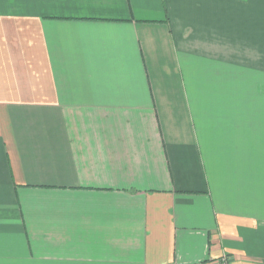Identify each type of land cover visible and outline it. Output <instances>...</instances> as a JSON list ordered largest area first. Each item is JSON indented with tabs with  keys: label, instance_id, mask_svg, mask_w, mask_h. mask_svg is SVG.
<instances>
[{
	"label": "crops",
	"instance_id": "crops-1",
	"mask_svg": "<svg viewBox=\"0 0 264 264\" xmlns=\"http://www.w3.org/2000/svg\"><path fill=\"white\" fill-rule=\"evenodd\" d=\"M264 264V0H0V264Z\"/></svg>",
	"mask_w": 264,
	"mask_h": 264
},
{
	"label": "rangeland",
	"instance_id": "rangeland-1",
	"mask_svg": "<svg viewBox=\"0 0 264 264\" xmlns=\"http://www.w3.org/2000/svg\"><path fill=\"white\" fill-rule=\"evenodd\" d=\"M220 264H227L224 260H222L221 262H220Z\"/></svg>",
	"mask_w": 264,
	"mask_h": 264
}]
</instances>
